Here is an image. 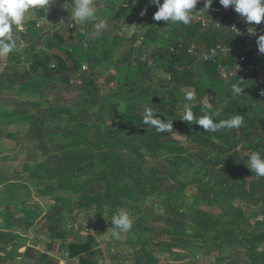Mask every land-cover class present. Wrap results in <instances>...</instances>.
Here are the masks:
<instances>
[{
    "label": "rangeland",
    "instance_id": "1",
    "mask_svg": "<svg viewBox=\"0 0 264 264\" xmlns=\"http://www.w3.org/2000/svg\"><path fill=\"white\" fill-rule=\"evenodd\" d=\"M94 6L96 19L78 25L71 18V0H52L49 6L29 9L25 26L28 22L40 38L25 37V31L14 29L17 47L0 56V85L5 86L0 90V236L21 237L20 244L0 245V260L59 264L67 243L81 241L92 243L95 251L86 264L95 258L104 264H264V257L249 258L251 237L246 238L254 233L261 241L254 250L264 255V205L246 196L258 194L249 186L258 176L250 175L246 164L252 152L264 157L259 147L261 126L244 122L236 147L226 145L227 152H215L212 142L220 145V140L195 120H182L186 105L196 117L210 116L212 107L221 109L214 97L199 101L202 82L208 85L199 76L202 62L194 59L191 85L175 89L168 86L170 75L164 70L169 63L179 67L186 54L173 55L169 48L177 35L187 37L195 26L154 21L157 6L138 0H94ZM101 19L106 28L97 35L95 24ZM193 40L197 51L202 49ZM31 43L36 44L34 49ZM142 61L151 67L146 78L150 92L159 91L151 101L161 97L166 106L155 107L146 97L143 102L125 98V89L114 85L140 77ZM232 76L234 69L225 68L219 80ZM28 77L30 90L22 87L30 83ZM188 91L195 93L191 101L184 98ZM144 107L172 123L173 131L158 138L152 135L155 127L134 120L145 114ZM249 131L253 134L244 138ZM101 153L121 155L128 168L164 170L172 177L164 183L132 177L116 180L114 173L121 171L104 165L98 159ZM238 161L245 164L242 183L231 180L225 185L221 175L216 178L211 172L213 165L230 168ZM96 183L110 187L109 200L104 189L99 211L93 204L80 208L98 196ZM116 187L133 194L118 193ZM7 210L15 225L7 224ZM120 210L129 213L133 227L115 239L107 221ZM239 213L243 220L238 226ZM167 217L176 219L174 224ZM50 221L70 234L65 244L50 234Z\"/></svg>",
    "mask_w": 264,
    "mask_h": 264
},
{
    "label": "trees",
    "instance_id": "2",
    "mask_svg": "<svg viewBox=\"0 0 264 264\" xmlns=\"http://www.w3.org/2000/svg\"><path fill=\"white\" fill-rule=\"evenodd\" d=\"M199 25H201V22ZM196 29H198V27ZM217 29L218 27H215L214 25H209L208 27H205V28L201 27L200 29H198L199 31L198 30L192 31V34H190V38L188 40H184L181 42L176 41L174 45L172 44V46H174V49H175L174 52H171L173 55L176 53L178 54L179 52L180 54L183 53V55L184 54L186 55H185V58L180 57L181 61L179 60L180 62L179 67L175 68L172 66L171 63H169L170 65L168 64L166 69H164L165 72H167L170 75L171 82L168 84V86H171L173 89H175L176 87L178 88V86H183V85L187 86L188 84L191 85L190 83L191 81L189 80L192 79V75H194V72H195L194 59H196V57L191 54H188L187 48L189 44L194 41L193 39H195L198 42V45H204L205 48L214 46L216 42L218 41ZM25 35H24L25 37H29L31 39L37 38L38 40L40 38L35 33L34 27L31 25L26 29ZM179 43H182L181 47L178 46ZM31 47L34 49L36 47V44L31 43ZM200 62H202L203 67L200 69L199 76L201 77V80H202V77L204 80H208V85L206 86L207 84L206 81L202 82L201 86H202L203 92L199 94V99H200L199 101L204 102L205 100L206 101L209 100V97H214L215 99L218 100L219 108H221L220 110H218L216 107L215 109H213V107L212 109H209L210 117H212L214 121L219 122L222 120H226L230 118L231 116L241 114L244 117V122H250V124L253 126L260 125L262 128L260 135H262L263 137L260 141L259 147L261 148V151L264 153V86L257 87V86H254L253 84L245 85L244 82H246V80H244L242 83L239 84L236 81V77L235 79H232L231 82H229L228 84H226L224 79H221L220 81H218L217 84H214L217 80L220 79V74L218 70L219 63L218 62L217 63L216 62L215 63L204 62V61H200ZM37 65H39V63H37ZM31 67H32V70H35V67L33 65ZM139 67L141 70L140 77L132 80L131 82L120 83V84L118 82V83H115L114 85H118L120 86V88L125 89V94H126V95L124 94L125 98L135 97L141 101L143 97H146L148 103L156 104L155 107H157L158 105L163 106V107L164 105L166 106L168 103L166 102V100H164V98L153 97L151 101V96L154 93L159 92L158 89H154L153 93L150 92V90L152 91V88L149 85L150 82L146 80V78L150 77L151 67L143 61L139 62ZM39 77L41 78V80L43 79L42 75ZM28 78H29L30 83L28 84L24 83L22 85V87L26 90H30L32 88V85H31L32 81L30 80V77ZM233 84H237L239 87L243 88V91L240 94L233 95L232 90H231V86ZM96 86L97 85H93L92 88L95 87V89L97 90ZM132 86H138V87L135 88ZM193 86H195V89L197 90L199 89L196 83L193 84ZM4 88H5L4 84L0 85V90L1 89L3 90ZM101 99L103 98L101 97ZM145 108L147 107H144L142 110H144ZM144 118H145V114L137 115V117L134 118V120H139L140 123H144ZM144 125L149 126L150 124L144 123ZM241 129H242V126L239 129L223 128L216 132H209L214 138V140L215 139L220 140L219 142L220 145H217L218 143L213 144L212 142V146H215V147L217 146V149L213 147V150L215 152H218L220 150H224L227 152L228 150H226L225 148H229V147H227L226 145H230L234 149L237 145V142H238L237 139L239 137ZM164 134L165 132H159L157 131V129H155L154 132H152V135L156 136V138L164 136ZM251 134L253 133L250 131L246 132L245 137L244 136L243 137L246 138L250 136ZM233 154L236 157L238 156L236 151L233 152ZM98 159L104 165L110 166V168L114 166L117 167L118 169L115 172H117L118 170L121 171L120 175H116V173H114L113 178H115L116 180H122L125 177H132L133 179H138V180L145 181L148 183L154 182L155 180L159 181L160 183H164V181L169 176L172 177V174L170 175V173L164 170L159 171V173H156L153 170L142 171L139 168H135V169L128 168V164H126V161H124L121 155L109 156L107 154L101 153L99 154ZM232 165H230L231 166L230 168L221 167L218 169H215V165H213L211 167V172H213L216 178H218L221 175V180L225 185H227V183L230 182L231 180H232L231 181L232 183H235V181H239L242 183L243 177L241 175H242V170H244L245 164L243 162L238 161L237 163H233ZM249 174L253 175L255 173H252L250 170ZM96 186L100 187V192L98 196L92 199H89V201L86 203L81 204L82 206L80 205V208L87 209L90 207V205L93 204L94 207L99 211L102 208L101 193L104 191V189H105L104 191L105 194L103 196L108 198L109 200V197L111 196V195L109 196V194L112 193L111 191L110 193L108 192V190H110V187L107 185L103 187L99 185L98 183H96ZM249 186H252L255 190H257L258 194L256 196H253V195H250V196L246 195V196L250 198V201H254V200L259 201L261 205H264V177H258L257 182L253 181L252 183L249 184ZM116 189L118 193L121 192L123 195L133 194V193H125V191L127 190L124 188L116 187ZM174 220L176 219H174L173 217H167V221L171 222L170 224H174L173 222ZM242 220H243V217L239 213V218L235 219L236 225L239 226V224L242 223ZM107 222L109 226L112 227L111 219H108ZM179 222H181V220H179L177 223L179 224ZM25 224L29 225L28 222H26ZM49 228L53 234L55 233L57 237H60L59 239L62 240V245L65 244V240L70 236V234L63 233L62 231L60 232L59 229L56 227V223L54 222L51 223V221H50ZM249 237H251V241L247 249V252L249 253V258L250 257H258V258L264 257L263 253L257 254L256 251L254 250L256 248V245L260 243L261 241L256 240L254 233L252 232L246 234V238H249ZM67 246H68L69 257L78 256L80 262L83 264L88 263V256L90 254L94 255L95 253V251L92 250L91 243L89 242L74 241V242L67 243ZM26 251H27V254L31 252V250L28 248H26ZM5 262H6L5 259L0 260V264H6ZM52 264H57V262H54ZM92 264H103V263H98L97 259L95 258L93 259ZM255 264H259V263H255Z\"/></svg>",
    "mask_w": 264,
    "mask_h": 264
},
{
    "label": "clouds",
    "instance_id": "3",
    "mask_svg": "<svg viewBox=\"0 0 264 264\" xmlns=\"http://www.w3.org/2000/svg\"><path fill=\"white\" fill-rule=\"evenodd\" d=\"M200 0H150V3L157 6V11L153 14L154 21H164L167 23H183L188 25L193 20V12ZM52 0H0V56H6L17 47L16 40L13 39V30L16 32L25 31L26 13L29 9H36L38 6H49ZM71 18L75 22L73 25L83 24L90 20H95L97 10L94 0H71ZM213 0H203V9L195 12L208 11ZM224 8L231 7L235 13L244 19L249 25H260L264 21V0H219ZM147 9H143L141 16L145 15ZM217 27V26H216ZM106 28V21L101 19L95 24L96 33ZM256 29L250 27L249 34H256ZM258 52L264 54V29H260V34L256 40ZM232 94H240L243 88L237 84L231 86ZM195 93L188 91L185 93V100L194 99ZM227 100V98H226ZM144 123L150 124L159 132H172L173 124L162 121L151 108H145ZM185 122H192L202 126L206 132H216L220 129H239L244 124V117L241 114L231 116L226 120L214 121L209 115L194 116L190 107L186 105L185 113L182 117ZM246 167L258 177H264V157L260 152H252L247 159ZM111 235L119 239L121 233L129 232L133 227V219L125 210L114 212L112 219ZM63 264V262H61Z\"/></svg>",
    "mask_w": 264,
    "mask_h": 264
},
{
    "label": "built area",
    "instance_id": "4",
    "mask_svg": "<svg viewBox=\"0 0 264 264\" xmlns=\"http://www.w3.org/2000/svg\"><path fill=\"white\" fill-rule=\"evenodd\" d=\"M203 9V0L198 3ZM212 5H215V10L228 14L226 21V27L236 37L235 46H227L222 42H217L214 46L209 48H203L197 51V45L191 42L187 48V53L191 54L199 61L217 63L219 58L228 54H235L237 58L233 62L232 68L235 71V77L237 83H242L248 73H255L259 79L263 78L264 69V54L258 52L256 40L260 34V29H264L263 22L260 25H249L245 23L244 19L241 18L235 11L229 7L224 8L220 5L219 0H213ZM209 10V9H208ZM202 15L206 14V11L201 12ZM201 26L203 28L208 27L209 21L205 17L200 18ZM216 26V25H215ZM254 27L257 31L256 34H249L248 29ZM179 47L182 43H179ZM169 50L174 52V46H170ZM63 256H68V253H62ZM100 263L101 260H99ZM104 264V263H103Z\"/></svg>",
    "mask_w": 264,
    "mask_h": 264
},
{
    "label": "crops",
    "instance_id": "5",
    "mask_svg": "<svg viewBox=\"0 0 264 264\" xmlns=\"http://www.w3.org/2000/svg\"><path fill=\"white\" fill-rule=\"evenodd\" d=\"M138 2L139 3H144L146 5H155V4L150 3V0H138ZM161 2H162V0H161ZM214 8H216L215 5H212L211 4V6H210L209 10L207 11V13L204 14V15H202L201 12H195V11L201 10V6L198 5V3H197L196 8L194 9L195 11L193 12V17H194L193 20L188 25H184L182 23L183 26L187 28V26L190 27V26L194 25L195 28L198 27V29H200L202 27L201 25H199L200 24V18L201 17H205V18L208 19L210 25H214V26L216 25L218 27V29H217V32H218V41L217 42H222L223 44H225L227 46H235L236 41H237L236 40V37L226 27V21L228 19V14H223V13L215 10ZM262 22L264 24V21H262ZM37 25H38V23H37ZM25 27H26V29L29 27L28 22H27V24H26ZM198 29H196V30H198ZM185 36H187V34ZM189 38H190V35H188L187 37H182V38H180L177 35L176 36V39H174V43L176 41L181 42V41H184V40H188ZM174 43H172V44L174 45ZM200 46L202 47V49L205 48L204 45H200ZM236 58H237V55H235V54H228L226 56L220 57L219 60H218V63H219V66H218L219 67L218 68L219 74L225 72V68H226V70H228L229 67H232L233 62L235 61ZM232 79H235V77H233V76L230 77V78L224 77V81L226 82V84H228L229 82H231ZM245 80H246V82H244L245 85H247V84L252 85L253 84L254 86H257V87L258 86H264V69H263V78H262V80L259 79V77L255 75V73H248L246 75ZM6 214H8L9 219H10L9 220L10 223L7 222V224L9 226H12L13 224L15 225V220L16 219L14 220V218L12 216V213L7 210L6 211ZM4 225H6V223ZM27 227H28V225H27ZM48 230L50 231V228L49 227H48ZM51 233L52 232L50 231V234ZM19 241H21V237H19V235H17V234H10V235H7V236H0V245L3 244V243H7V245H9V247L10 246L12 247V245H14V244H20ZM21 244L22 245H28L26 242H23V243L21 242ZM52 244L53 245H56L55 243H52ZM91 245H92V243H91ZM67 249L68 248H66V252L68 251ZM59 259H60L59 260V264H61V262H63V264H70L71 260L78 261V263L80 261L78 256L69 257V255L68 256L61 257ZM92 263H93V261H92ZM71 264H73V263H71ZM79 264H83V263L80 262Z\"/></svg>",
    "mask_w": 264,
    "mask_h": 264
}]
</instances>
